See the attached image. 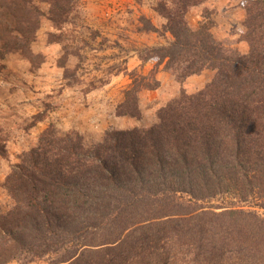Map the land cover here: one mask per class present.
<instances>
[{
    "label": "trees",
    "instance_id": "1",
    "mask_svg": "<svg viewBox=\"0 0 264 264\" xmlns=\"http://www.w3.org/2000/svg\"><path fill=\"white\" fill-rule=\"evenodd\" d=\"M207 1L160 0L172 40L147 58L180 83L205 70L213 80L182 90L151 127L110 131L92 147L46 129L6 177L13 206L0 212V264H264V214L242 205L264 210V0H241L247 54L217 41L213 24L189 25L188 11ZM79 4L0 0V74L13 52L31 55L43 18L61 28ZM137 92L119 115L141 117ZM218 197L239 204H200Z\"/></svg>",
    "mask_w": 264,
    "mask_h": 264
},
{
    "label": "rangeland",
    "instance_id": "2",
    "mask_svg": "<svg viewBox=\"0 0 264 264\" xmlns=\"http://www.w3.org/2000/svg\"><path fill=\"white\" fill-rule=\"evenodd\" d=\"M159 1L80 0L69 22L61 28L43 18L31 55L13 52L2 62L0 139L6 157H0L1 213L13 206L5 189L6 177L21 163L25 152L38 146L41 134L50 126L62 133H79L92 147L110 131L151 127L157 122L158 110L178 98L182 90L195 91L199 84L204 88L213 80L216 72L205 70L201 76L180 83L166 68V62L160 64L147 58L149 48L167 46L172 40L164 29L166 20L156 11ZM209 1L196 7L197 13L190 12L193 8L188 11L189 25L196 29L200 23L213 24L211 33L217 41H231L233 50L249 52L243 40L244 22L229 27L217 25L218 4ZM231 1L235 2L232 5H242L241 0ZM40 7L46 14L48 5L41 3ZM205 11L211 15L205 17ZM232 15L236 19L239 12ZM158 17L163 22L156 26ZM224 23L227 19L221 25ZM153 28L156 31L150 30ZM237 40L244 44H236ZM131 89L138 91L140 118L118 114L119 105ZM180 196L191 201L188 195ZM259 203L252 199L242 205L264 214ZM200 204L225 207L238 205L239 201L218 197ZM54 259L55 256L31 264H50Z\"/></svg>",
    "mask_w": 264,
    "mask_h": 264
},
{
    "label": "crops",
    "instance_id": "3",
    "mask_svg": "<svg viewBox=\"0 0 264 264\" xmlns=\"http://www.w3.org/2000/svg\"><path fill=\"white\" fill-rule=\"evenodd\" d=\"M215 3V4H218V5H220V6H218V5H216V10H215V13H216V23H217V25H219V26H222V27H229L230 25H233V26H235V23H238L239 25H242L241 23H243L244 21H245V19H246V12H245V10L240 6V3H238V5L236 4V5H232V4H234L235 2L234 1H231V0H210L208 3ZM204 6V5H203ZM202 7V6H201ZM198 8H200V7H198ZM195 8H193L190 12L191 13H194V12H196V10H194ZM232 9V10H231ZM189 12V13H190ZM236 12H239V17H237L236 19L235 18H233V15L232 14H235ZM197 13V12H196ZM195 13V14H196ZM232 13V14H231ZM159 19H157L158 20V22H156V26H158V24L160 23L161 25H162V19L160 18V17H158ZM197 18H200L199 16H197ZM223 19H227V23H226V25H225V23L224 24H222L221 25V23H222V21H223ZM200 20V19H199ZM198 22V21H197ZM234 22V23H233ZM232 26V27H233ZM170 36V35H169ZM228 37L229 38H231V35L230 34H228ZM232 40H235V39H232ZM239 43V44H238ZM241 43V44H240ZM236 44H238V45H243L244 43L242 42V41H240V40H237L236 41ZM247 52L248 51H246L245 50V52H244V54H247ZM199 76H201V75H195V76H192V77H190L188 80H187V82L192 78V79H195V78H197V77H199ZM196 82V81H195ZM209 82V81H208ZM208 84V83H207ZM206 84V85H207ZM201 84H199L198 85V87H199V90H201L202 88H203V86H200ZM205 85V86H206ZM196 86H197V84H196ZM204 86V87H205ZM198 87H197V90H195V91H190L189 89H187V92H189V93H191V94H194V93H196V92H198Z\"/></svg>",
    "mask_w": 264,
    "mask_h": 264
}]
</instances>
